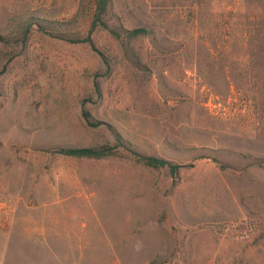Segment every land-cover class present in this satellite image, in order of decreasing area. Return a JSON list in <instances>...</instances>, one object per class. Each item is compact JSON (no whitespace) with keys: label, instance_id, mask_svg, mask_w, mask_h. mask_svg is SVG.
<instances>
[{"label":"rangeland","instance_id":"374dc122","mask_svg":"<svg viewBox=\"0 0 264 264\" xmlns=\"http://www.w3.org/2000/svg\"><path fill=\"white\" fill-rule=\"evenodd\" d=\"M77 5L0 0V31H82ZM112 20L151 34L97 29L95 51L33 30L1 53L0 264H264V0H114ZM117 136L192 165L52 151Z\"/></svg>","mask_w":264,"mask_h":264},{"label":"trees","instance_id":"16d2710c","mask_svg":"<svg viewBox=\"0 0 264 264\" xmlns=\"http://www.w3.org/2000/svg\"><path fill=\"white\" fill-rule=\"evenodd\" d=\"M85 7H88L87 18H85L84 20V22L87 23V26H84V29L78 32H76L75 30H71L70 28L60 30L58 27L63 23L59 22L56 19L39 18L32 16H29L22 21V26L19 34H9L8 25L7 29L5 28L3 32L0 31V61L3 57V55H1L2 52L9 54L10 45L14 46L19 42L22 44H26L33 30L44 33L51 37L64 39L69 42H86L95 51L98 50L95 47L91 34L97 29H103L107 31L111 36H113L114 39L118 40L122 44L127 45H130V43L134 42V40L138 38H142L151 34V30L145 26H138L134 28H121L114 26L112 22L114 0H78V11L83 10ZM69 20H74V18H71ZM68 23L70 22H64V24ZM100 55L102 56L106 71L109 72L111 70L110 62L102 53H100ZM0 65L2 67L0 70L1 74L6 71L7 64ZM82 116L84 117L86 124H88L89 126H97L99 123L94 122L89 112L85 109L82 110ZM118 147L123 148L127 154V157L132 161L155 170L165 169L173 177L179 174L182 167L186 165H192L177 163L156 155L140 153L126 146L118 136L116 138V142L113 145L103 144L82 147H58L56 149H53L52 151L57 154L75 158L100 159L114 156L119 152ZM204 157L210 158L221 168L228 167L225 162L218 160L216 157L203 156V158ZM262 161L263 160L259 161L258 163H262Z\"/></svg>","mask_w":264,"mask_h":264}]
</instances>
